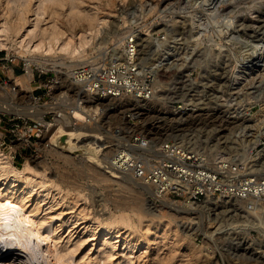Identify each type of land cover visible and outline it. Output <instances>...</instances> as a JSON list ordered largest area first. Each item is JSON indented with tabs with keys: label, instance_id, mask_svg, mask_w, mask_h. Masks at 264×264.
Wrapping results in <instances>:
<instances>
[{
	"label": "rangeland",
	"instance_id": "374dc122",
	"mask_svg": "<svg viewBox=\"0 0 264 264\" xmlns=\"http://www.w3.org/2000/svg\"><path fill=\"white\" fill-rule=\"evenodd\" d=\"M31 1L34 13L31 10L27 14L28 22L22 30L27 28L31 30L29 34H36L47 22V12L42 14V9L44 3L49 1ZM84 5L92 6L97 16L105 20L97 25L92 39L87 37L90 41L85 45L86 63L119 55L124 36L135 33L142 62L159 75L157 93L151 100L139 104V101L124 99L111 105H104L102 100L90 101L68 83L70 74L67 66L71 65L72 70L80 66L77 65L79 58H71L61 52H27L19 45L10 51L0 48V57L7 58L0 60V86L4 75H10L14 82L10 72L12 68L20 69L17 76L25 73L26 58H31L34 62L30 64L33 76L30 72V79L16 77L19 89L29 84L40 96L39 104L48 106L54 99L53 94L52 99L46 95L47 85L57 81L53 92L60 90L68 93V100L72 101V106L68 101L69 114L74 106L82 108V105L88 104L97 109L91 115L87 114L90 115L89 119L87 117L81 122V139L75 141L72 137L67 138L69 145L78 142V147L86 149L83 154H71L72 159L57 153L56 150L62 149L54 150L50 141L40 145L38 141L45 127L33 118L28 119L32 137L22 149L10 147L9 139L13 136L6 131L3 122L0 124V150L8 156H15L12 160L15 168L24 169L28 157L30 163L37 166L34 168L46 173L42 180L45 181V188L49 185L50 196H53L43 197L41 216L49 212V206L62 199L56 205L57 209L55 206L52 208L53 213L73 218L69 223L66 221L68 219L63 220L60 232V243L76 249L73 252L75 249L71 247L69 251L75 253L69 258L71 263L91 255H100L101 259L103 253L115 252L116 257L112 258L114 262L120 256L133 257V262L125 264H152L158 258L162 260L167 257L163 264H264V208H253L249 201L211 197L197 205L172 209L162 198L157 200L148 190L125 179L122 173L112 175L111 169L105 167L109 160L105 145L116 144L112 134L117 129L127 133L136 131L159 143L176 138L210 155L224 154L239 158L251 155L250 150L255 148L259 137L264 136V0H84ZM50 9L47 8V11ZM68 9V5L60 7L61 14L64 13L60 15L61 20H66L64 15ZM38 11H42L41 14ZM5 20L0 15V29ZM75 28L78 30L80 27ZM22 30L20 36L27 31ZM28 37L30 45L37 43L36 38ZM56 69H61L64 74L57 73ZM18 94L20 99L16 102L24 104L26 91ZM6 97V92L3 93L0 87V101ZM98 112L102 115L99 124L90 123L91 117ZM128 113L137 122L135 128L128 123ZM46 116L50 121L52 114ZM0 117L4 118L3 115ZM87 125L95 126L94 132ZM261 148L258 147L259 150ZM86 164L96 167H87ZM251 168L264 171V167ZM105 176L109 178L107 181ZM35 179L40 180L38 174ZM40 186L37 185L39 190L35 187V191L44 189ZM136 200L138 204L135 205ZM83 207L86 208L84 213ZM84 214L87 219H82ZM96 214L100 218L124 214L133 221L137 220L136 227L142 217L144 224L148 222L155 233L150 236L148 250L143 244L139 251L131 252L124 245L123 237H117L118 234L114 232L106 236L104 223L96 220ZM144 224H139V230L136 228L139 231L137 235L145 233ZM165 224L166 230L176 229L178 236L162 240L160 235L165 230L161 228ZM95 228L98 232L94 231ZM103 240L115 247L104 249L106 241ZM143 240L146 243L147 238ZM79 243L80 246H77ZM188 245L193 246L192 251L185 255L183 252ZM62 253H66V250H62ZM106 255H103L105 262L101 264H109V255L105 259ZM157 262L161 264L160 260Z\"/></svg>",
	"mask_w": 264,
	"mask_h": 264
},
{
	"label": "bare ground",
	"instance_id": "6f19581e",
	"mask_svg": "<svg viewBox=\"0 0 264 264\" xmlns=\"http://www.w3.org/2000/svg\"><path fill=\"white\" fill-rule=\"evenodd\" d=\"M40 1L42 0H39L38 2ZM0 2H1L0 15H2L7 21H9V22H6L5 20L4 21L5 23L1 24L2 26V29H0V48L1 49H6L10 51L13 48H15L14 47L15 45H19V46H22L27 52L40 51L46 54L51 53V52L66 53L71 58L72 57L79 58V63L77 65L85 64L87 62V59L84 56L85 45L88 43V41H90V39L87 37L90 36V38L92 39L97 30V25L105 21L104 18H100L99 16H97L96 10H94L92 6L84 5V0H46L47 3H44V8L42 9V11L44 10V12L42 11L41 12L42 14L47 12V15H48V19H46L47 22H45L44 26L41 27L38 33L29 34L31 30L28 31L26 28V30L28 31L27 32L26 30H22V29L25 27V25H27L26 24L28 22L27 14L30 13L31 10L34 13V9H32L31 7L32 1L31 0H0ZM66 5H68L69 7L68 13L64 15L66 20H61L60 15L62 16V14L64 13L62 12L61 14L60 7H63ZM49 7H51V9L48 12L47 8ZM36 10H37V7H36ZM38 12H35V13L37 14ZM44 18H46V16ZM77 26L80 27L78 30L75 28ZM21 30L26 31V33L20 36ZM28 36H31V38L33 37L32 39L36 38L37 43L35 45L33 44L30 45L29 42L31 43V41L28 39L29 38ZM25 64H26L25 73L17 76L16 74H14V71L11 69L10 72L12 74L14 82L12 81L11 82L12 84L9 83L6 86H2V85L0 86L2 88L3 93L6 92L7 94V97L0 101V113L1 112L13 113L16 116H23L25 118H33L43 123L45 126V132L43 133V136L41 137V139L38 141L41 146L48 144L50 141L54 150H56L57 148H59L56 145V140L61 135H66L67 138L72 137L73 139H75V141H78V139H81L79 138L80 136L81 137L83 136L81 135L82 130L79 129L80 126L82 125L81 122L85 121L87 117L89 119V116L92 114L91 112L97 109L94 108V106L93 107L89 106L88 104L82 105V108H78V106L77 107L74 106L76 108L72 107L70 114L68 113L69 109L67 108V111H65L64 109V112H62V118L57 117L53 121H48L45 118V115L51 109L52 106H50L49 104L48 106H44L45 103L43 105V104H39L38 101L33 100L32 91L34 89L29 84H25L23 88L19 89L18 88L19 83L15 82V79H17L16 77H27L28 79H30L29 78L31 75L30 72L32 73V76H33V69L31 68L32 67L31 65L34 64V62L32 61V59L26 58ZM35 64L44 65L42 63H35ZM67 67H69L68 74H70L72 67L71 65H68ZM56 71L59 74L60 73L64 74L62 73L61 69L60 70L56 69ZM57 83H58L57 81L52 82L51 85L53 86V88H55ZM68 83L69 85L72 86L73 89H75L76 91L78 90L79 94L82 95L83 98L85 99L88 98L90 101H97V100L101 101L102 100V103L104 105H111V104L117 103V101L119 102V99L90 96L84 93L78 87L72 85L69 80H68ZM13 85L17 86L15 90H12ZM24 91H26V94H27L26 96L27 99H25L26 102L24 104L19 105L16 102V99L18 98V95H19L18 93L24 92ZM59 91L57 93L55 92L56 94L53 92L54 99L60 93H64V92H61V91L59 92ZM66 99L67 100L69 99V95ZM70 100H69L70 106H72L71 104L72 101ZM137 101H139V104L141 103L144 104L147 102L145 100L144 101L137 100ZM89 104L91 103L89 102ZM89 113L90 115L88 116L87 114ZM87 127L89 128V130L91 127V132H94V130L96 129L95 126H92V125L91 126L87 125ZM91 135L94 137L96 136V134H91ZM88 136L89 134L87 135V138ZM159 139H156V140H159ZM23 140L28 141L27 138H23ZM23 140H20L14 143L12 145V148L16 150V149H19L20 147H23L24 146ZM161 140L164 141L163 139ZM73 144L76 145L77 147L79 145L78 142H75ZM56 152L61 154L66 159H72L71 153L66 152L63 149L61 151L56 150ZM12 160H13L12 156H8L6 153L0 150V264H101V262L103 261L102 257L105 254L109 255V258H108L109 262L106 261L109 264H125L127 262H133V257L131 259V258H126V257L121 258V256L120 258H116L117 260L114 262L112 258L114 256L116 257L115 252L104 254L103 253L104 251H103L102 252L103 255H101L102 256L101 259L99 258L100 255L99 257L91 255L89 257L87 256L88 258L86 259L83 258L76 263H71V260H69V258H71L75 254L73 252H75L76 249L71 246L75 250L72 249L73 252H69L71 247H69L68 245L67 246L69 248L66 245H64L66 246L65 248L67 249L65 248L62 249V247L64 246L61 244L62 242L60 243V240L62 237L60 232L62 230L61 227H63V220L68 219L66 220L68 222L72 220L73 218L70 216L68 218H65L63 217L64 215L61 216L58 212H57L58 214L53 213L52 208L54 206L56 207V205L61 202L60 200H62L58 196L57 197L60 199L59 200L60 202L57 201L53 203L52 205L49 204L51 205L48 207L49 212H46L48 215L47 214L44 215L43 213L41 216V213H42L41 209H43V200H44L43 197L45 198L47 196L49 198L53 196L52 194L50 196L51 191H50V188H48L49 185L47 186V188H45V181L42 180V178H44L46 173L44 174L43 172L44 170L39 171L38 169L34 168L37 166L36 165L33 166L30 163L28 157L24 165L25 168L22 170H18L17 168H15ZM37 161L41 162V160H37ZM37 161L35 160V162ZM76 164L83 166L79 162H76ZM86 165L87 167H96L94 164L93 165L86 164ZM105 167H109L111 169L112 175L118 174L117 172L122 173L118 169H115V167H111L108 164H105ZM36 174H38L40 177L39 181L35 179ZM123 175L126 176V177L124 176L125 179L128 178L133 183H136L140 187H143L145 190H148L149 193L151 192L152 194H154V190L151 186L148 185V187H150V189H148L147 185L141 183V181H139L138 179H135L131 177L130 175H126V174H123ZM108 179H109L108 176H105V180L107 181ZM39 184H41L40 187H43L44 189L42 188L43 190L38 192L37 190L35 191V187L37 188V185ZM75 196L77 197V200H78L79 195L77 194ZM161 198L164 201V203L168 204L169 207H171L172 209H176V208L180 209V207L182 209L183 207L182 205H186V206H189V204L191 206L197 205L191 202L187 203L186 201L171 200V198L166 197V196L161 197ZM72 202H76V201L72 200ZM174 202H177V203H174ZM181 202H183L184 204ZM77 203L78 202H76V204ZM136 204H138V200L135 201V205ZM60 205L58 208H60ZM84 209L86 208L83 207L82 209L83 213L85 211ZM82 210L78 209V211H81V212ZM60 212L62 214V211ZM176 212L178 211L176 210ZM79 213L80 212L76 214L78 215ZM116 215H111V216L107 215V217L105 218L104 217L100 218L101 216L99 217V215H97L98 217L96 216L97 217L96 220H98L99 223H104L103 225H104L105 235L107 236L111 232H114L118 234L117 237L119 238L123 237V240L125 243L124 245L126 246V248L131 249L130 250L131 252L132 251L134 252L136 250L139 251L138 249H140L141 246H144L143 244H145V247L148 250V247L151 243L150 236L152 234H155L153 228L151 229L148 222H146L147 224H144L143 218L141 217L139 219V224L141 225L144 224L146 226V229H145V233H140V234L138 233L139 235H137V232H139L138 231L139 229L137 228L139 224L136 227V224L138 223L136 222L135 224L136 219H134L133 221L132 218H130V216H127L124 214H119L118 216ZM82 217L84 216L82 215ZM85 218H86V215L82 219H85ZM103 219L105 220V222H102ZM57 222L58 224H56ZM166 225L167 224H165L164 227L162 228L160 227L162 230H165L162 233V235H160L161 236L160 238H162V240L163 239L165 240L166 238L169 239V238L178 236V231L176 229L172 230V228L170 229L167 228L166 230ZM94 231L98 232V229L95 228ZM144 237L147 238L146 243L143 240ZM68 240L70 239H67V241ZM103 241H106V240H103ZM80 243L77 246H80ZM104 243H105L104 249H107L109 247H115L114 245H111L109 241H106ZM192 247H193L192 245H188L183 253L185 255H188V253L192 251ZM62 250L63 252L64 250H66V253H62ZM147 250H145V252H147ZM130 251L128 252L131 253ZM108 255H106L104 258L106 259ZM138 257H141V256H138ZM166 259H168V257L162 260L161 258H158L156 260L157 261L160 260L161 264H163V261ZM157 261L154 260V262H151V263L160 264Z\"/></svg>",
	"mask_w": 264,
	"mask_h": 264
},
{
	"label": "built area",
	"instance_id": "2783aa9c",
	"mask_svg": "<svg viewBox=\"0 0 264 264\" xmlns=\"http://www.w3.org/2000/svg\"><path fill=\"white\" fill-rule=\"evenodd\" d=\"M130 34L124 36L119 55H110L108 60L97 59L75 67L69 75L70 83L94 97L134 101H149L155 97L158 72L142 62L138 37L133 32ZM3 59L7 58L0 57V60ZM11 80L10 75H4L1 85L12 84ZM51 84L47 85L46 95L50 96L49 99L53 98L54 91ZM12 87V90H15L17 86ZM63 92L50 101L49 105L52 107L46 113L52 114L50 121L57 117L62 118L64 109L67 111L68 93ZM32 98L39 103L40 96L36 95L34 90ZM17 99H20L19 95ZM0 115L4 116L0 117V124L3 122L6 131L13 136L9 139L10 147L23 138L28 139L23 140L24 147L27 146L32 137L29 118L6 112H1ZM92 117L90 123L99 124L102 115L98 112ZM127 119L130 127L137 126L130 113L127 114ZM39 131L42 132L40 129ZM112 136L116 144L105 145L109 152L106 164L151 186L154 197L159 201L161 197L166 196L173 200L197 204L205 199L218 197L249 201L253 208H264V171L251 168L264 167V136L259 137L255 150H250L251 155L248 158L224 154L210 155L176 138L159 143L136 131L127 133L117 129ZM258 147L262 148L259 150ZM12 159L14 161V155Z\"/></svg>",
	"mask_w": 264,
	"mask_h": 264
},
{
	"label": "water",
	"instance_id": "95a60500",
	"mask_svg": "<svg viewBox=\"0 0 264 264\" xmlns=\"http://www.w3.org/2000/svg\"><path fill=\"white\" fill-rule=\"evenodd\" d=\"M56 145L60 149H63L66 152H69L71 154H83L86 152V149L84 147H77L76 145H69L67 142V136L61 135L56 140Z\"/></svg>",
	"mask_w": 264,
	"mask_h": 264
},
{
	"label": "crops",
	"instance_id": "0c3cea01",
	"mask_svg": "<svg viewBox=\"0 0 264 264\" xmlns=\"http://www.w3.org/2000/svg\"><path fill=\"white\" fill-rule=\"evenodd\" d=\"M7 65H9V64H7ZM12 69L14 71V74H16V75H18V73H20V69H18V68H12Z\"/></svg>",
	"mask_w": 264,
	"mask_h": 264
}]
</instances>
